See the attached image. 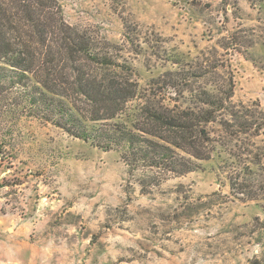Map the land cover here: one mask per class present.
<instances>
[{"label": "rangeland", "instance_id": "rangeland-1", "mask_svg": "<svg viewBox=\"0 0 264 264\" xmlns=\"http://www.w3.org/2000/svg\"><path fill=\"white\" fill-rule=\"evenodd\" d=\"M60 2L67 22L131 64L143 89L174 72L214 90L230 77L233 103L264 113V0ZM9 118L0 117V264H264V129L252 154L232 143L146 194L118 152ZM228 166H250L257 199L233 192Z\"/></svg>", "mask_w": 264, "mask_h": 264}, {"label": "trees", "instance_id": "trees-1", "mask_svg": "<svg viewBox=\"0 0 264 264\" xmlns=\"http://www.w3.org/2000/svg\"><path fill=\"white\" fill-rule=\"evenodd\" d=\"M231 1L237 2L223 3ZM239 45L233 48L241 52L253 42ZM181 76L167 73L143 89L131 64L96 47L88 32L67 22L60 0H0L3 122L36 118L94 148L118 152L131 174L140 173L146 194L170 176L191 172L196 161L221 157L220 150L232 143L239 153L252 154L249 147L264 129L262 111L257 116L233 103L230 77L214 90L195 88L189 82L195 76ZM238 152L230 150V155L241 157ZM252 156V164H260L261 155ZM224 169L233 192L257 199L250 194L255 184L246 180L250 166Z\"/></svg>", "mask_w": 264, "mask_h": 264}]
</instances>
